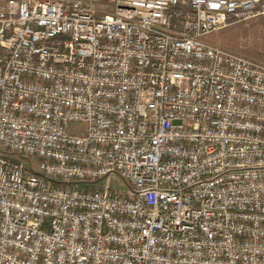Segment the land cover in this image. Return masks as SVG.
<instances>
[{
  "label": "built area",
  "instance_id": "1",
  "mask_svg": "<svg viewBox=\"0 0 264 264\" xmlns=\"http://www.w3.org/2000/svg\"><path fill=\"white\" fill-rule=\"evenodd\" d=\"M254 19L0 0V264H264V64L207 41Z\"/></svg>",
  "mask_w": 264,
  "mask_h": 264
},
{
  "label": "rangeland",
  "instance_id": "2",
  "mask_svg": "<svg viewBox=\"0 0 264 264\" xmlns=\"http://www.w3.org/2000/svg\"><path fill=\"white\" fill-rule=\"evenodd\" d=\"M207 41L213 46L223 47L264 64V30L259 19L230 24L210 35ZM79 129L80 127H77L76 130ZM106 183L124 193L125 184L119 178L110 177Z\"/></svg>",
  "mask_w": 264,
  "mask_h": 264
}]
</instances>
